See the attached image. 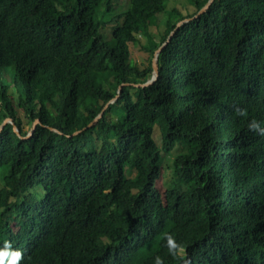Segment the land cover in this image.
<instances>
[{"label":"trees","instance_id":"1","mask_svg":"<svg viewBox=\"0 0 264 264\" xmlns=\"http://www.w3.org/2000/svg\"><path fill=\"white\" fill-rule=\"evenodd\" d=\"M207 1L0 0V246L21 264H264L247 127L264 121V0L197 14Z\"/></svg>","mask_w":264,"mask_h":264},{"label":"clouds","instance_id":"2","mask_svg":"<svg viewBox=\"0 0 264 264\" xmlns=\"http://www.w3.org/2000/svg\"><path fill=\"white\" fill-rule=\"evenodd\" d=\"M234 112L238 117H248V110L246 108L236 107L234 108ZM247 127L253 134L264 136V121H260L255 118L250 119L248 120ZM165 239L167 241L170 254L175 255L177 250L186 251L182 245L177 244L172 233L166 234ZM23 259V250L14 248L10 241H5L3 245L0 246V264H21ZM155 264H163V261L159 256L155 258Z\"/></svg>","mask_w":264,"mask_h":264},{"label":"rangeland","instance_id":"3","mask_svg":"<svg viewBox=\"0 0 264 264\" xmlns=\"http://www.w3.org/2000/svg\"><path fill=\"white\" fill-rule=\"evenodd\" d=\"M183 1L184 0H170L169 5L170 6L178 5L179 7L183 8L182 7ZM123 3H125V1ZM159 32H160V30H157L155 28H151V33L154 35L155 38H157L159 36ZM130 57H131L132 61L136 62V63H142V62L147 63V61H148V54L143 52L139 48V46H135L132 44H130ZM24 121H25V119H24ZM29 128H30V124H26L25 129L28 130ZM0 129H1V126H0ZM155 135H156V139H158L159 132L157 131ZM165 158H166L165 159L166 164H164V170L162 171L160 178L157 180V187H160L161 190H163V188L166 187V184H169V181L171 178V176H170L171 169L168 166L170 164L169 163L170 156L167 155ZM38 190L42 191L41 188H39Z\"/></svg>","mask_w":264,"mask_h":264},{"label":"water","instance_id":"4","mask_svg":"<svg viewBox=\"0 0 264 264\" xmlns=\"http://www.w3.org/2000/svg\"><path fill=\"white\" fill-rule=\"evenodd\" d=\"M211 2H212V0H208L207 3L197 12V14L204 12L208 8V6L210 5ZM187 20H189V19H184L182 21H179L177 23V26H179L182 22L187 21ZM172 33L173 32H171V34ZM165 44H166V42L163 43L160 47H158V49L154 52V55L152 58V76L146 82L135 84V86L143 87V86H146V85L153 83L156 80V78L158 76V54H159L160 50L164 47ZM121 86H122V84L118 87V93H120ZM100 116H101V113H99L89 125L93 124ZM7 122H12V120L10 118H5L2 122H0L1 129L3 128L4 124ZM38 122H39L38 119H35L33 121L32 126L28 129V133L25 137H28L31 135L35 125ZM1 129H0V131H1ZM13 129L17 134H19L15 125H13Z\"/></svg>","mask_w":264,"mask_h":264}]
</instances>
